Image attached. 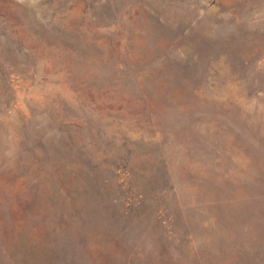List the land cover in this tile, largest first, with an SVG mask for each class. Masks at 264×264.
Returning a JSON list of instances; mask_svg holds the SVG:
<instances>
[{
  "label": "rangeland",
  "instance_id": "374dc122",
  "mask_svg": "<svg viewBox=\"0 0 264 264\" xmlns=\"http://www.w3.org/2000/svg\"><path fill=\"white\" fill-rule=\"evenodd\" d=\"M0 264H264V0H0Z\"/></svg>",
  "mask_w": 264,
  "mask_h": 264
}]
</instances>
